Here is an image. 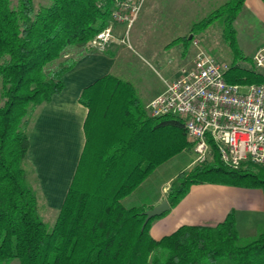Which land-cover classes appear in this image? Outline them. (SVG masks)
Returning <instances> with one entry per match:
<instances>
[{
    "label": "trees",
    "instance_id": "16d2710c",
    "mask_svg": "<svg viewBox=\"0 0 264 264\" xmlns=\"http://www.w3.org/2000/svg\"><path fill=\"white\" fill-rule=\"evenodd\" d=\"M98 1L48 0L36 6L34 0H0V264H264V231L240 245L233 211L215 225H181L158 240L149 233L157 217L142 229L143 212L153 206L122 201L159 164L151 155L154 139L163 161L190 145L178 116H147L131 83L112 75L81 93L79 102L89 110L85 145L54 224L42 220L30 184L29 132L37 109L64 88L63 76L76 64L71 53L80 55L106 27L109 13ZM243 3L229 0L192 29L224 14L232 24ZM224 79L261 84L264 73L233 62ZM171 130L178 132V146L169 144ZM212 151L208 161L172 181L165 196L171 208L195 184L264 191V165L233 168L214 146Z\"/></svg>",
    "mask_w": 264,
    "mask_h": 264
},
{
    "label": "crops",
    "instance_id": "0c3cea01",
    "mask_svg": "<svg viewBox=\"0 0 264 264\" xmlns=\"http://www.w3.org/2000/svg\"><path fill=\"white\" fill-rule=\"evenodd\" d=\"M228 1L184 0L183 4L192 6L189 11L193 13L198 10L197 6L199 5L206 8L207 12L211 14ZM241 14L245 17L254 16L264 28V0H244L239 16ZM239 16L235 21L238 20ZM123 30V25H116L115 33L117 36H121ZM192 38L193 36H190L189 40ZM186 39L184 35L176 37L172 35L167 40L162 37L157 39L152 37L133 38L130 43L131 48L115 40L103 51H82L77 56L75 66L63 76L64 88L59 94L54 95L49 102L42 104L37 109L29 132L28 161L35 173L38 189L45 197L48 206L56 210L60 209L85 145L84 125L89 110L79 102L82 91L104 76L112 75L120 79L118 75L124 70V63L128 59L129 50L137 49L148 59L158 63L163 49H168ZM193 43L198 45L196 40ZM261 47L264 45L253 46L250 50L251 56L253 57L254 53ZM193 60L194 58L185 61L184 65L176 68L171 73L170 80L178 77L180 69L184 66H190ZM166 82L146 99H143L142 95L131 84L147 116L151 117L147 104L165 90ZM142 124H146V122ZM170 132L169 144L172 147L178 146V132L176 135L174 131L171 130ZM185 138L190 145L189 151L193 152L186 134ZM157 149L156 137L153 146L154 153L151 155H153V160L159 164L137 190L123 199V203L127 201L128 205H137L135 201L141 200V204L156 206L165 199L161 189L162 183L157 187V184L149 185V180L154 173H161V169L170 164L171 160L181 153L163 161V152L161 149V151H157ZM184 151L188 150L184 149L182 152ZM192 163L193 161L190 162V165ZM162 180L161 182H164L165 179ZM157 188L159 191L154 192ZM152 191L154 193L149 195ZM143 195L146 196L145 199H140ZM131 197H134V201L131 200ZM231 211L235 214L239 240H244L247 243L264 231V191L262 189L203 183L192 185L176 206L170 207L166 214L161 215L156 220L149 233L158 240L164 235L172 233L181 225H215L221 222ZM174 221L177 223L173 226L172 222Z\"/></svg>",
    "mask_w": 264,
    "mask_h": 264
},
{
    "label": "built area",
    "instance_id": "2783aa9c",
    "mask_svg": "<svg viewBox=\"0 0 264 264\" xmlns=\"http://www.w3.org/2000/svg\"><path fill=\"white\" fill-rule=\"evenodd\" d=\"M144 2L99 0L98 6L109 13L108 23L89 40L86 49L103 51L115 40L131 48L129 30ZM118 24L124 26L121 36L115 33ZM252 60L264 70V47ZM227 67L199 51L193 63L182 67L178 77L147 104L148 112L153 118L176 115L182 120L197 163L208 160L214 146L227 166L237 168L244 162L264 165V82L228 83L224 79Z\"/></svg>",
    "mask_w": 264,
    "mask_h": 264
},
{
    "label": "rangeland",
    "instance_id": "374dc122",
    "mask_svg": "<svg viewBox=\"0 0 264 264\" xmlns=\"http://www.w3.org/2000/svg\"><path fill=\"white\" fill-rule=\"evenodd\" d=\"M183 1L145 0L134 26L129 30L130 43L133 38L143 37L156 39L162 37L167 40L172 35H175V37L184 35L187 39L184 42L182 40L179 41V43L172 45L168 49H163L158 63L148 59L137 49L134 51L129 50L128 59L124 63V70L118 75L120 79L130 82L136 91L142 95L143 99H146L147 96L155 93L164 82L172 81L170 80L171 73L176 68L184 65L185 61L193 59L199 51H204L227 66L234 62L264 73V70L255 66L250 51L255 45H264V28L254 16L245 17V15L241 14L237 21L228 25L226 14H224L223 19L214 20L207 27L191 29L195 24L210 16V12L198 5V10L193 13L189 11L192 6L183 4ZM34 2L38 6L39 4H47L48 0H34ZM190 36H193L191 40H189ZM195 40L198 41V45H194L193 42ZM77 51H73L71 55L77 57ZM82 51L88 52L86 48H83ZM187 150L173 158L170 164L161 169V173H154L148 184H157L158 187L162 183L161 189L166 196L168 188L175 177L181 171H190L198 164L195 162L196 154L190 152V148ZM191 161L193 163L190 165ZM257 167L259 166H253L254 170ZM162 179H165L164 182H161L163 181ZM30 180V184L33 185L37 192L39 215L45 224L51 227L55 222L58 210L51 208L46 203L45 197L38 189L35 173L31 175ZM149 190L151 191V188ZM158 191L159 188L154 192ZM154 192H150L149 195ZM145 195L140 199H145ZM137 196L139 197V195ZM131 200L134 201V197H131ZM135 202L141 205V200ZM124 204L128 205V202L125 201ZM158 218L152 220L149 231ZM176 223V221L172 222L173 226ZM245 243L244 240H239L240 245ZM9 264H18V262L15 260Z\"/></svg>",
    "mask_w": 264,
    "mask_h": 264
},
{
    "label": "water",
    "instance_id": "95a60500",
    "mask_svg": "<svg viewBox=\"0 0 264 264\" xmlns=\"http://www.w3.org/2000/svg\"><path fill=\"white\" fill-rule=\"evenodd\" d=\"M169 209H170V205H169L168 201L166 199H164L158 205L153 206L152 208L145 210L143 212L145 218H144V222L142 224V229L144 228V226L147 224V222L150 219L163 215L164 213L169 211Z\"/></svg>",
    "mask_w": 264,
    "mask_h": 264
}]
</instances>
